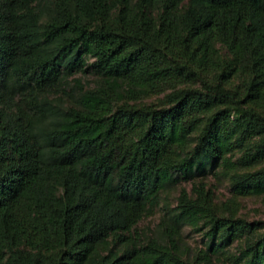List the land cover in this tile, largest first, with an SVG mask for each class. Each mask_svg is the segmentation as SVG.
<instances>
[{"label": "trees", "instance_id": "obj_1", "mask_svg": "<svg viewBox=\"0 0 264 264\" xmlns=\"http://www.w3.org/2000/svg\"><path fill=\"white\" fill-rule=\"evenodd\" d=\"M218 170L264 193V0H0V264H208L241 236L264 264L202 179L139 242L164 190Z\"/></svg>", "mask_w": 264, "mask_h": 264}, {"label": "rangeland", "instance_id": "obj_2", "mask_svg": "<svg viewBox=\"0 0 264 264\" xmlns=\"http://www.w3.org/2000/svg\"><path fill=\"white\" fill-rule=\"evenodd\" d=\"M77 76L81 77L84 83H93L95 77L92 73L82 72H77L74 77ZM155 97L154 95L146 98V100H153ZM200 179L203 180L206 187L213 191L214 200L219 208L225 209L226 206H230L229 202H233L239 209L237 215L249 221H258L261 226L260 230H264V193L234 196L235 193L231 189V181L228 175L218 170V172H210L206 176L195 180H182L180 183L164 190L161 194L160 204L152 211L146 213L138 224L140 232L139 242L150 237L162 239L161 218L166 214L167 210L170 211L171 207H175L180 190L185 187L192 192L195 181ZM227 209L224 212L227 213ZM208 227L209 225L201 221L197 226L185 225L181 229L179 244L185 253L184 256L192 258L201 250L207 248L209 240L207 235ZM243 245L244 236L235 238L222 250L216 253L210 252L208 264H239L236 256L239 255Z\"/></svg>", "mask_w": 264, "mask_h": 264}]
</instances>
